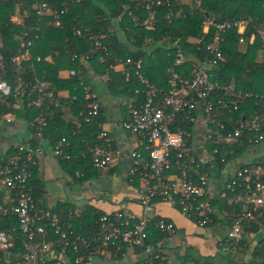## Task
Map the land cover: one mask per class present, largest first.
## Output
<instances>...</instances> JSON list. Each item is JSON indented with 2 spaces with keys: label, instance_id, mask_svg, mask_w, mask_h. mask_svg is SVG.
I'll return each instance as SVG.
<instances>
[{
  "label": "built area",
  "instance_id": "1",
  "mask_svg": "<svg viewBox=\"0 0 264 264\" xmlns=\"http://www.w3.org/2000/svg\"><path fill=\"white\" fill-rule=\"evenodd\" d=\"M55 0H38L33 8L40 23L45 18H52L56 26L61 25L62 17L74 4L82 5L83 0H63L61 5H54ZM134 7L124 5L133 24L145 28H155V23L162 7L163 18L171 22L185 17L194 9L186 4L187 10L176 7L173 0H131ZM180 4V3H178ZM201 1L196 0V6ZM22 30L17 34L18 49L12 56V62L19 70L23 61L30 58V48L40 38L41 26L29 25L20 19ZM214 27L211 42L206 45L208 56L203 60L195 59L189 76L178 72L174 66L186 63V56L179 45V39L172 40L163 36L160 43L173 48L174 66L168 67L167 91L159 97L153 86L141 73L143 60L127 57L116 68L126 74L133 70L140 83L148 89L142 99L121 98L119 103L127 110V115L119 120L110 119L108 128H120L140 139L141 150L126 151L114 144L109 136V129L103 128L97 134V141L85 142V149L77 153L80 158L89 159L98 170L115 168L123 155L128 159V181L137 177L140 181V214L125 207L113 212H106L96 218L92 226L83 231L68 223L59 225L58 218L44 204H37L29 186L30 166L37 164L46 154L42 142L43 131L48 124V116L40 111L36 118L34 144L16 145L17 156L9 158L0 167V184L7 190L6 197L0 202V214L14 213L17 216L18 230L24 236L23 252L16 260L7 264H172L168 252L167 239L175 234L173 220L152 214L157 198L172 204L186 218L199 227L211 226L215 218L227 223L226 231L216 241L219 252L236 253L243 241L258 232H264V163L245 161L238 158L233 172L222 177L220 187L212 194L209 179L212 171H223L233 162L229 156H235L236 147L261 148L264 156V110L260 115L240 120L230 131L221 134L230 122L221 118L222 110L237 108V98L246 96L231 88L222 86L214 77V69L225 61L222 50L224 34L236 29L240 34L239 43L245 41L246 20L242 18L225 19L214 22L207 20L203 33L207 34L209 25ZM101 35V34H99ZM264 41V32L262 33ZM96 48H105L95 34L90 36ZM203 36L195 39L199 43ZM153 41L152 39H148ZM75 52L70 57L75 59ZM89 58V55L81 57ZM36 60H41L36 56ZM67 75H75V68L65 69ZM106 82L109 74L100 77ZM222 91V95L218 93ZM140 93L139 89L135 90ZM87 103L78 115L89 123L98 115L100 98L95 89L85 87ZM63 96H68V92ZM13 101H10V98ZM49 99L56 106L59 101L52 98L48 83L36 76H19L13 86L7 81H0V103L11 109L42 107ZM75 99V97H72ZM72 100L64 101L62 108L69 112ZM10 110L6 120H12ZM75 117V119L77 118ZM199 118L201 122L199 121ZM185 122L188 127H182ZM200 123L205 131V142L201 149L194 148L195 128ZM81 131L80 122L76 130ZM208 145L211 147L209 150ZM70 141L61 137L52 147V154L70 158ZM221 154L219 159L216 157ZM244 152L241 155H246ZM77 178L82 176L75 171ZM11 194L13 199L9 200ZM221 201L222 204H219ZM223 206L220 209V206ZM76 220L82 217L81 209L75 208L69 215ZM12 245L4 231H0V248ZM175 264H188L179 261Z\"/></svg>",
  "mask_w": 264,
  "mask_h": 264
},
{
  "label": "trees",
  "instance_id": "2",
  "mask_svg": "<svg viewBox=\"0 0 264 264\" xmlns=\"http://www.w3.org/2000/svg\"><path fill=\"white\" fill-rule=\"evenodd\" d=\"M37 1L0 0V81H7L14 86L19 76L24 78L36 76L39 80L49 84L52 98L58 99L60 104L56 106L46 99L40 108L11 109L0 103V115L11 110L15 116L23 118L29 124L33 135L29 143L34 144L37 141L36 118L38 113L43 111L48 116V124L43 131L42 141L51 147L56 145L61 137H66L70 141L68 148L70 158L55 157L61 167L73 178H77L75 171L82 173L79 177L80 181L96 177L101 171L93 167L89 159L77 156V153L85 149V142L92 144L97 141V134L101 130L100 125L105 119L101 101L99 113L91 122L86 123L77 116L87 103L85 87H89L90 90L94 89V86L90 84L92 78L100 79L101 76L109 74L108 81L100 80L105 85L109 97L117 98L119 101L121 98L142 99L148 89L139 82L134 71L130 70L126 74L116 68L127 57L133 59L140 57L143 60L141 73L153 86L156 94L159 97L163 96L167 91L169 77L167 69L174 66L175 51L161 44L160 39L167 35L172 40L179 39L180 47L190 59L174 67L178 72L189 76L194 60H203L208 56L205 47L211 42L215 30L210 24L208 33H203L204 23L209 19L214 22L232 18L246 20L244 43H239L240 34L236 29L227 31L222 42L225 61L214 69V77L222 86L247 94L235 99L237 100L236 109L230 105V112L222 110L220 117L229 121L230 126L221 131V134L232 130L240 120L260 115L264 110V61L257 59L258 53L264 52V41L261 36L264 32V0H200V6H196V0H192L193 11L171 22L163 18L165 10L161 7L155 28L133 24L132 18L124 9V5L129 4L134 7L138 4L132 3L131 0H83L82 5L74 4L70 7L69 12L62 17L60 26H56L52 18H45L40 23L38 22L33 8ZM62 1L55 0L53 4L59 6ZM172 3L184 11L187 10L186 4H178V0H173ZM13 14H18L29 25L39 24L41 26L40 38L31 46V56L23 61L19 70L13 64L12 56L18 49L16 36L22 30V26L20 22L11 19ZM92 34L99 37L105 48L95 47L90 38ZM201 36L203 39L196 43L195 39ZM74 52L76 57L71 60L70 57ZM85 55H89V58L82 59L81 57ZM36 56H40L41 60L37 61ZM68 68H75L76 74L67 75L64 69ZM63 71L65 74L62 75ZM136 89L140 90L139 94H136ZM63 91H67L69 95L63 96ZM222 94V91L218 93L219 96ZM69 99L72 102L70 111L67 112L63 110L62 105ZM13 100L11 97L10 101ZM123 108L126 116L127 110ZM77 122L81 124V131L76 134L73 131L76 130ZM180 125L191 128L185 122H181ZM208 148L211 149L209 145ZM9 151L0 158V167L9 158L17 156L16 146L10 147ZM244 152L249 153L251 150L248 147H236L235 156H229V159H235ZM220 156L221 154H218L216 157L219 159ZM257 161L264 163V156ZM35 168L36 164L30 166L31 176L28 184L32 188L35 202L41 204L39 191L37 192L38 188L33 179L36 175ZM134 179L138 180L137 177ZM4 191L6 194L7 190ZM3 194L0 192V202H2ZM13 197L11 194L9 200ZM218 203L222 204L221 201ZM46 208H49L58 218L61 227L72 223L81 231L87 226H92L93 221L105 213L92 205H86L79 208L82 217L74 221L69 215L76 207L70 202L59 203L57 207L46 206ZM222 208L221 205L220 209ZM218 220L215 218L211 226H214ZM0 231H4L12 242L7 249L0 248V264H7L16 260L23 252L25 238L18 230L17 216L14 213L0 214ZM248 243V240L243 241L236 253H239L245 245L246 249L243 250H249L248 259L250 260L240 261L239 264H264V233L252 245ZM236 253H227V255ZM189 260L182 259L181 261L188 264H216L209 256L191 257V261Z\"/></svg>",
  "mask_w": 264,
  "mask_h": 264
},
{
  "label": "crops",
  "instance_id": "3",
  "mask_svg": "<svg viewBox=\"0 0 264 264\" xmlns=\"http://www.w3.org/2000/svg\"><path fill=\"white\" fill-rule=\"evenodd\" d=\"M178 3L192 4V0H178ZM11 19L19 22L21 18L19 17L18 14H13L11 16ZM257 59L258 61H264V52H259ZM61 74L62 75L65 74L64 71L61 72ZM90 84L94 86V89L98 93L102 107H103V117L105 119L103 120L102 126L103 128L109 129L108 133H109V136L113 139L114 144L122 147L125 150V152L129 150H133V149L141 150L140 139L138 138V136L130 132H127L125 130H122L120 128H108V126L106 125L107 121L110 119L119 120L125 116V110L122 106H120L119 99L109 97V95L107 94L105 85L101 83L99 78L93 77L92 80L90 81ZM63 92L64 94L67 93V91H63ZM7 113L8 112L0 115V158H2L4 155L10 152L9 151L10 147L12 146L15 147L17 144H20V143H29L33 137L29 124L23 118L17 117L13 114L12 120L8 122L6 120ZM198 122H201L200 118ZM26 125L30 131V135H27L26 138H24L21 142L16 144L15 143L16 141L13 139L12 136H14L17 132L22 130L24 127L25 128L23 132L26 133L25 131ZM205 136H206L205 131L203 130V128L201 127L199 123L195 128L194 148L196 150L201 149V146L205 142ZM42 142L44 146L46 145L47 147H51L47 143H44V141ZM250 150L251 152L243 156L240 155L238 156V158H241V159L243 158V160L245 161L249 160L248 162H250V161H254L262 157L261 148L255 147V148H251ZM47 155H48V152L46 156L36 164V168H35L36 175L35 177L33 176V179L36 182L35 186L38 188L37 192L39 191V200L44 205L49 206V207H57L59 203L70 202L76 208L85 207L86 205H92L93 207L100 209L101 211L105 213L113 212L114 210H117L120 207H125V208H128L129 210L134 211L137 214H140L141 212V207L139 204L140 181L139 179L138 180L134 179L135 181L134 180L128 181L127 171H128L129 163H128V159L126 155H123V157L119 161V164H122L123 166L127 168L126 174H125L126 175L125 184L122 185V188H123L122 193L119 192V194L115 196L114 200H102V201L92 200L88 203L87 202L83 203V205H79L78 207L75 206L73 202H71L70 200H67L66 198L61 199V197H59L57 193L56 194L54 193L55 195L54 194L52 195V193H49V189L47 187L46 182L48 180L53 179L56 176L57 172H54L53 170H55V168L50 166L51 163L48 161L49 156ZM50 156L55 157L53 154ZM238 158L232 159L233 162H231L232 166H231V170L227 173L228 175H230L233 172V169L237 166L238 162L241 161V160L239 161ZM55 159L58 162V159L56 157ZM117 166L110 170H101L99 171V174L106 173V172L109 173L115 170ZM99 174L95 178H98ZM224 176L225 174H223L220 170L212 171L210 179H209V187H210V191L212 194L216 193V191L220 187L222 177ZM68 178H70L73 181L80 182V178L79 179L75 177L73 178L70 175H68ZM4 190L5 189L0 184V192L4 193L3 198L7 196ZM152 214L156 216H163V217L173 220L176 225V231L183 232V235H180V236L179 235L177 236V232H175L174 235H172L171 237L167 239V242L170 239L176 241L174 246L170 245L167 247L168 252L170 253L172 264H175L181 261L182 259H185V260L190 259L189 261H191V256H190L191 253L193 254V257L195 256L203 257V256H208V255L216 254V253L221 254V252L217 250L215 244L213 245L211 242L204 240L205 238L203 239L200 237V236H203L204 234V231L200 230L203 228L197 226L195 222L183 216L178 211V209L174 207L172 204L162 201V200H156L153 206ZM191 224L192 226L193 225L197 226V228L199 229V231L196 233L199 235V237L196 236L193 238V236H189V238L187 239L186 233L187 231L190 232L189 227ZM210 227L212 228L215 234L222 236L224 232L226 231L227 223H225L224 220L220 219L214 226H210ZM263 233L264 232L260 231L258 232L257 235H255V237L248 239L249 241L248 245L249 244L252 245L258 239L257 237L258 236L260 237L261 234ZM195 239H197V241H195ZM190 249H192L193 252H190ZM243 249H246L245 245L239 251V253L246 256L244 261L250 260L248 259L249 250L247 249L245 250L246 251L245 252ZM181 255H182V258L178 259ZM240 261H243V260H240Z\"/></svg>",
  "mask_w": 264,
  "mask_h": 264
},
{
  "label": "rangeland",
  "instance_id": "4",
  "mask_svg": "<svg viewBox=\"0 0 264 264\" xmlns=\"http://www.w3.org/2000/svg\"><path fill=\"white\" fill-rule=\"evenodd\" d=\"M121 37H123L121 35ZM25 128V127H24ZM24 128L17 132L13 137V139L16 141L15 143L21 142L24 138L27 137V135H30V131L26 125V133H24ZM46 151L48 152L49 156L48 161L51 163L50 166L54 167V172H57L56 176L48 180L47 187L49 189V193H52V195L55 193L58 194L61 199L66 198L67 200H70L75 204V206L83 205V203H88L92 200H114L115 196L119 194V192L122 193L123 188L122 185L125 184V177H126V167L122 164H118L117 168L109 173H100L98 178L92 177L87 180H81L80 182H76L68 178L67 173L63 168H61V165L55 157H51L52 155V147H47L45 145ZM50 154V155H49ZM243 159V158H242ZM240 158V160H242ZM249 161V160H247ZM232 164L229 163L225 168H223L222 173L227 174L231 170ZM69 181V182H68ZM127 192V191H126ZM54 194V195H55ZM58 199V198H57ZM204 231L203 236H200L201 238H205L204 240H207L208 242H211L213 245L216 243V241L220 238L218 234H215L210 226H204L201 227ZM190 232L187 231L186 236L187 239L189 236L199 237L198 234H196L199 229L197 226L192 224L189 227ZM177 232V231H176ZM183 235V232H177V236ZM176 236V237H177ZM259 238V236L257 237ZM171 240V239H170ZM167 242V246H174L175 242L174 240ZM197 241V239H195ZM190 252H193L192 249H190ZM180 255V253H179ZM178 255V256H179ZM191 257H193V254H190ZM216 264H239L240 260L245 259V255L241 253H236L233 255H227V254H211L208 255ZM196 257V256H195ZM182 255L178 258L181 259ZM201 258V257H199Z\"/></svg>",
  "mask_w": 264,
  "mask_h": 264
},
{
  "label": "water",
  "instance_id": "5",
  "mask_svg": "<svg viewBox=\"0 0 264 264\" xmlns=\"http://www.w3.org/2000/svg\"><path fill=\"white\" fill-rule=\"evenodd\" d=\"M210 17H212V15L210 14Z\"/></svg>",
  "mask_w": 264,
  "mask_h": 264
}]
</instances>
